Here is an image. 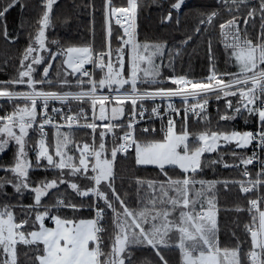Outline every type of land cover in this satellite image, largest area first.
<instances>
[{"label":"snow or ice","instance_id":"obj_1","mask_svg":"<svg viewBox=\"0 0 264 264\" xmlns=\"http://www.w3.org/2000/svg\"><path fill=\"white\" fill-rule=\"evenodd\" d=\"M147 6L103 0L97 41L96 9L87 5L93 39L77 45L50 37L57 22L73 17L59 14V0H39L16 74L0 80V156L15 146L11 163L0 161V264H172L173 249L179 264H264V0H213L179 46L140 38L137 20ZM188 7L170 0L161 23L180 26ZM28 8V0H0V37L8 44L21 38L10 31L11 13ZM215 29L223 68L209 35ZM205 37L208 73L177 74L176 59ZM238 116L255 127L237 129ZM190 119L205 127L190 131ZM247 149L251 155L237 151ZM128 163L156 178L133 175L132 191L118 187V164ZM216 165L240 178H202ZM218 185L247 204L233 209L248 218L247 239L233 232L232 247L220 240Z\"/></svg>","mask_w":264,"mask_h":264},{"label":"trees","instance_id":"obj_2","mask_svg":"<svg viewBox=\"0 0 264 264\" xmlns=\"http://www.w3.org/2000/svg\"><path fill=\"white\" fill-rule=\"evenodd\" d=\"M115 2L123 4L124 0H115ZM142 3H147V7H144L138 16V32L140 38L143 40L145 38L149 40H168L169 45L177 43L182 40L186 34L191 32L192 27L195 24V17L198 14L199 10H204L205 5L211 4L213 0H186V3L189 5L187 9L184 10L185 14L182 18V23L180 26L162 24L160 17L163 14L164 10L167 9L170 0H157L156 3H153L152 0H141ZM256 2V1H255ZM29 8L24 12L19 10H13L11 16L9 17L10 31L15 30L21 34V38L16 42L15 45L8 44L2 37H0V68H4V71H0V80L8 79L13 77L16 74V65L19 61V55L21 50L27 45L28 37L24 35L27 32L28 24L34 23L39 8L36 6L39 4V0H28ZM77 5V7H73ZM87 5H94L96 11L94 13L95 19V28H96V39L99 41V38L103 34L102 32V23H103V0H59L61 16L71 15L73 17L69 25H62L59 22L56 24L54 31H50V37L60 39L62 43H74L77 45H82L92 42L93 39V14L91 8ZM27 21V24L24 28H20L19 25L21 22ZM259 28V22L257 18V31ZM34 31V29H32ZM213 39L214 50L218 53L219 67H225L224 64V53L223 47L219 43V30L215 29L210 31L209 34ZM206 39L202 38L192 43L191 47H188L183 55L176 59L175 61V72L177 74L186 73L189 76L199 78L209 71V61L207 53V44ZM55 47V46H52ZM7 61V64H5ZM165 73H170L168 69H164ZM52 75V73H50ZM69 79H73L69 77ZM63 90V89H58ZM75 90V89H73ZM223 103L222 101L220 102ZM210 119L212 121V126L215 127L217 122L216 111L211 112ZM224 123V122H221ZM239 130H252L255 125L251 122L249 118V123H245V120L239 116L235 121L231 122ZM190 131H200L205 125L202 121L189 120ZM77 139H80V135H77ZM234 147V146H229ZM14 145H11L7 152L0 156V161L5 163H11L13 154H14ZM223 151V149H221ZM237 151H246V154L249 155L250 149L247 150H237ZM34 155V153H30ZM208 155V154H206ZM212 157H215L216 154H211ZM231 156H225V160L232 162ZM133 166L128 164L119 165L118 164V173L123 177V180H117L118 187L123 183L125 188H128L129 191H132L135 188V183L132 179L133 175H140L145 178H156V173L154 170H150L148 173L143 172H133L131 169ZM215 168V170H214ZM213 167H208L202 173V178L212 180V179H232L240 178L237 170L235 169H225L221 165H216ZM51 175L50 173L48 174ZM36 177L43 179L45 174L38 172L35 174ZM62 189L67 188L66 185L61 186ZM219 189V223H220V240L222 245H227L229 247L235 246L236 237H239L241 240H246L247 237L244 232L243 225L247 222V213H237L233 209L236 204H241L247 206L246 201L237 200L235 198L236 191L232 193H226L222 187L218 185ZM11 192L12 190L9 189ZM65 195L72 199L74 202H80L82 198L76 196L75 193L71 192L70 189L67 190ZM25 202H29L27 194ZM87 214V210H85ZM236 233V237L232 233ZM244 248L248 247V244H243ZM172 264H179L180 255L178 249H173L168 253ZM26 260L22 255L21 261Z\"/></svg>","mask_w":264,"mask_h":264},{"label":"built area","instance_id":"obj_3","mask_svg":"<svg viewBox=\"0 0 264 264\" xmlns=\"http://www.w3.org/2000/svg\"><path fill=\"white\" fill-rule=\"evenodd\" d=\"M88 67L91 68L90 65ZM175 102H176V104H177L178 107H182V105H181V103H180V101H179L178 98L176 99ZM0 103H5V101L0 100ZM147 103L150 104L151 102H147ZM216 105H217V102L216 101H214V100L213 101H210V107H209V110H208L210 114H211V112L216 111ZM56 106H59V105L57 104ZM181 115H183L182 112H181ZM147 123H154L157 129H159V127H160V121L159 120H150V121H147ZM251 151L252 150L250 149L249 155H251ZM257 151H259V150H257ZM249 167L252 168L254 166H249Z\"/></svg>","mask_w":264,"mask_h":264},{"label":"rangeland","instance_id":"obj_4","mask_svg":"<svg viewBox=\"0 0 264 264\" xmlns=\"http://www.w3.org/2000/svg\"><path fill=\"white\" fill-rule=\"evenodd\" d=\"M125 1V0H124ZM256 0H253V2H255ZM167 70V68H165ZM168 71H170V69H168Z\"/></svg>","mask_w":264,"mask_h":264}]
</instances>
